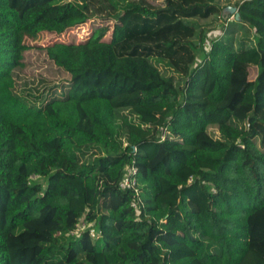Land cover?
<instances>
[{
  "label": "trees",
  "instance_id": "trees-1",
  "mask_svg": "<svg viewBox=\"0 0 264 264\" xmlns=\"http://www.w3.org/2000/svg\"><path fill=\"white\" fill-rule=\"evenodd\" d=\"M75 1L0 0V264H264V0Z\"/></svg>",
  "mask_w": 264,
  "mask_h": 264
},
{
  "label": "rangeland",
  "instance_id": "rangeland-1",
  "mask_svg": "<svg viewBox=\"0 0 264 264\" xmlns=\"http://www.w3.org/2000/svg\"><path fill=\"white\" fill-rule=\"evenodd\" d=\"M239 0H234L229 4L224 5V10L222 12L223 17L229 19L230 21L234 20V13H231L232 8H236V4ZM76 3L82 5V0H76ZM104 21L101 20H90L84 25L74 27L72 29L67 30L63 34L56 33H48L43 32L36 36H30L26 33H22L20 36V43L24 47H48L56 43H64V44H80L86 42L90 36L92 35L94 29L98 26L103 25ZM203 23L204 27L208 29L207 35L210 40L216 39L222 33V29L225 25L224 19H219V17L211 18L207 21L200 22ZM111 26V31L106 36L105 41H109L112 34L113 23H108ZM209 47V46H208ZM202 56L199 57L198 61H200ZM160 117V115L158 116ZM207 168L206 165H203ZM37 180V179H36ZM40 183L46 186V180L39 179Z\"/></svg>",
  "mask_w": 264,
  "mask_h": 264
},
{
  "label": "built area",
  "instance_id": "built-area-1",
  "mask_svg": "<svg viewBox=\"0 0 264 264\" xmlns=\"http://www.w3.org/2000/svg\"><path fill=\"white\" fill-rule=\"evenodd\" d=\"M137 170L135 168H130L129 171H128V175L124 178L122 184H121V187L122 188H127V187H131L134 182L132 183L131 181L133 180V176H135ZM33 180H36L38 179L37 176H33L32 177ZM133 206L135 208H137V205L133 204ZM88 225H86L84 222H81L77 228L71 232L72 235H77L79 234L80 232H82L83 230H85V228L87 227ZM91 235L95 237L96 233L94 230H91Z\"/></svg>",
  "mask_w": 264,
  "mask_h": 264
},
{
  "label": "water",
  "instance_id": "water-1",
  "mask_svg": "<svg viewBox=\"0 0 264 264\" xmlns=\"http://www.w3.org/2000/svg\"><path fill=\"white\" fill-rule=\"evenodd\" d=\"M231 13H234V17H236L237 20L240 19V13L238 12V9L237 8H232L231 9Z\"/></svg>",
  "mask_w": 264,
  "mask_h": 264
}]
</instances>
